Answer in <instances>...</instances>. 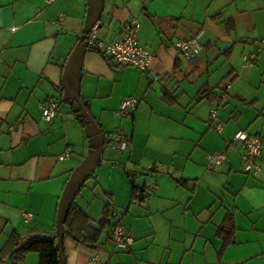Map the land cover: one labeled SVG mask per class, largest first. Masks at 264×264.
<instances>
[{
	"label": "crops",
	"instance_id": "obj_1",
	"mask_svg": "<svg viewBox=\"0 0 264 264\" xmlns=\"http://www.w3.org/2000/svg\"><path fill=\"white\" fill-rule=\"evenodd\" d=\"M132 17L153 54L144 71L85 42L93 22L107 41ZM196 34L201 49L184 58L176 43ZM251 52L253 64L243 67ZM201 88L220 97L197 101ZM128 96L137 104L118 116ZM47 99L59 103L49 122L39 109ZM239 129L260 138L264 156V0H0V246L13 229L59 237L70 168L102 139L94 164L73 176L62 218L74 202L96 225L109 202L113 221L122 220L135 240L112 251L107 233L96 247L63 235L64 264H264V159L252 176L235 147L224 150L218 168L206 167L207 153ZM115 130L129 138L123 151L111 146ZM148 181L153 192L131 202L132 187ZM229 214L235 230L220 253L216 231ZM37 263L30 252L16 264Z\"/></svg>",
	"mask_w": 264,
	"mask_h": 264
},
{
	"label": "built area",
	"instance_id": "obj_2",
	"mask_svg": "<svg viewBox=\"0 0 264 264\" xmlns=\"http://www.w3.org/2000/svg\"><path fill=\"white\" fill-rule=\"evenodd\" d=\"M56 0H43L45 4H52ZM62 16L59 14L58 19ZM139 21L137 18H129L121 27L118 35L110 40L104 41L99 39L97 35V26L93 25L89 32L85 33V42L88 47L99 49L102 55L112 62L124 66H133L140 71L147 70L153 54L148 51L139 41L137 32ZM198 34L186 40H179L176 43V48L184 58L197 55L201 49ZM255 60V53L251 52L243 56V67H249ZM137 104V99L132 96L124 97L115 111L118 116H129ZM59 103L55 99H47L39 106L41 120L49 122L57 112ZM212 118L216 117L214 108L210 110ZM221 124L216 121L213 124L215 130H219ZM129 138L120 130L113 132L111 145L114 149L123 151L129 145ZM237 147L244 172L256 176L262 173V165L260 160L264 159L261 153V140L257 135L251 134L244 129L237 130L232 137V140L224 143L221 150L207 153L206 167L208 169H216L225 159L224 150ZM69 155V150H65L58 156L59 159H64ZM154 182L148 181L144 186L136 190V194L143 196L150 195L155 189ZM23 216L26 220L31 218V213L25 211ZM110 243L112 251L127 250L134 242V236L122 220H117L112 225L110 231ZM96 258V257H94Z\"/></svg>",
	"mask_w": 264,
	"mask_h": 264
},
{
	"label": "trees",
	"instance_id": "obj_3",
	"mask_svg": "<svg viewBox=\"0 0 264 264\" xmlns=\"http://www.w3.org/2000/svg\"><path fill=\"white\" fill-rule=\"evenodd\" d=\"M166 95L169 94H164V96ZM218 95V93L213 92V89L206 90L201 88L195 99L197 101L204 98L212 100L220 97ZM165 100L168 103L171 102L166 97ZM74 112L76 113L77 111L75 110ZM143 186L144 184L141 187H132L131 202H140L146 197L141 194H136V190L139 188L142 189ZM114 216L115 212L112 210L111 204L107 202L103 205L102 215L96 221L95 225L86 211L72 202L69 204L62 218L63 235L68 236L77 243H82L89 247H96L101 244V237L104 233H107L108 238L110 237V231L115 222L113 221ZM234 230L232 215L229 214L216 231L217 236L222 241L220 253L232 241ZM30 252L37 253V264H62L57 234H45L35 229L30 230L25 235H20L13 229L8 234L3 245L0 246V264H16L22 261Z\"/></svg>",
	"mask_w": 264,
	"mask_h": 264
},
{
	"label": "water",
	"instance_id": "obj_4",
	"mask_svg": "<svg viewBox=\"0 0 264 264\" xmlns=\"http://www.w3.org/2000/svg\"><path fill=\"white\" fill-rule=\"evenodd\" d=\"M101 11H102V4L100 5V8L98 10V13H97V16L96 18L99 17V15L101 14ZM94 22L86 29V33L90 31V29L92 28ZM63 81L65 83V86L67 87L69 93L71 96L75 97L73 91L71 90L70 86L68 85L65 77L63 76ZM103 144H104V141L101 139L100 141V144L99 146L97 147V149L91 153L88 157H86L83 162L73 170V168H70V170L73 171L71 177L69 178L66 186H65V189L63 191V194H62V197H61V200H60V203H59V207H58V213H57V226H58V231H59V237H58V247H59V253H60V257H61V262L62 264H64V260H63V253H62V238H63V232H62V205H63V200H64V197L67 193V190H68V187H69V184L73 178V176L79 171V169L81 167H83L85 165V163L87 161H89L90 159H92L94 156H96L102 149L103 147ZM112 146V145H111Z\"/></svg>",
	"mask_w": 264,
	"mask_h": 264
},
{
	"label": "rangeland",
	"instance_id": "obj_5",
	"mask_svg": "<svg viewBox=\"0 0 264 264\" xmlns=\"http://www.w3.org/2000/svg\"><path fill=\"white\" fill-rule=\"evenodd\" d=\"M95 158H96V157L94 156L92 159H90V160L87 161V162H89V164H94V162H95ZM87 162H86V163H87ZM86 169H87V168L84 167L83 170H86ZM0 243H1V242H0ZM111 248H112V246H111Z\"/></svg>",
	"mask_w": 264,
	"mask_h": 264
}]
</instances>
